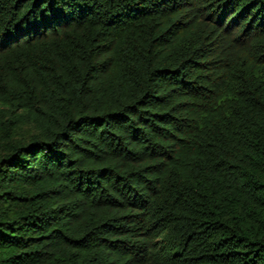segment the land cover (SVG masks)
I'll return each instance as SVG.
<instances>
[{"label":"trees","instance_id":"obj_1","mask_svg":"<svg viewBox=\"0 0 264 264\" xmlns=\"http://www.w3.org/2000/svg\"><path fill=\"white\" fill-rule=\"evenodd\" d=\"M0 264H264V0H0Z\"/></svg>","mask_w":264,"mask_h":264}]
</instances>
